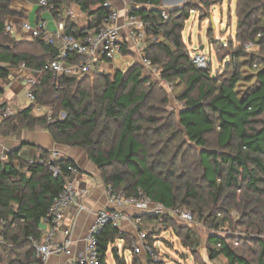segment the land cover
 Instances as JSON below:
<instances>
[{"label":"trees","instance_id":"1","mask_svg":"<svg viewBox=\"0 0 264 264\" xmlns=\"http://www.w3.org/2000/svg\"><path fill=\"white\" fill-rule=\"evenodd\" d=\"M47 1L57 10L53 18L64 17L65 33L77 39L96 33L109 12L106 0ZM133 1L137 7L131 12L143 20L147 35L163 34L164 39L149 42L144 53L161 78L184 86L178 94L182 103L178 111L168 109L163 92L151 96L153 84L143 75L142 62L117 70L114 76L62 74L57 83L63 87L56 91L53 74L44 66L57 56L58 43L50 45L38 37L17 40L5 34L7 18L15 11L11 0H0V81L23 63L40 71L33 88L35 103L0 117V137L40 127L56 144L83 150L102 183L115 192L132 196L139 188L166 207L190 210L194 223L211 229L206 243L211 259L222 256L229 264H253L230 245L246 240L255 245L257 261L264 264V241L256 237L264 235V0H236L234 40L238 44L230 41V50L225 43L214 45L215 55L222 54L218 61L228 59L221 77L210 73V62L197 67L182 40L194 7L186 4L168 10L164 19L163 0ZM71 7L85 14V27H77L66 14ZM206 15L201 14V20ZM246 43L259 47L261 55L249 52L253 48H245ZM121 53L125 54L124 48ZM60 112L64 117L59 119ZM21 147L0 153V217L5 238L0 264H36L31 239L42 235V219L62 189L67 166H76L68 157L52 160L51 151L39 147L36 159L42 162L25 161L18 157ZM52 166L62 173L54 176ZM147 220L170 223L175 219L142 215V227ZM227 224L243 226L256 235L249 239L216 232ZM196 227L175 229L184 246L199 245ZM127 238L133 236L108 224L97 236L101 264H107L109 251L115 264H125L117 247L111 246Z\"/></svg>","mask_w":264,"mask_h":264},{"label":"built area","instance_id":"2","mask_svg":"<svg viewBox=\"0 0 264 264\" xmlns=\"http://www.w3.org/2000/svg\"><path fill=\"white\" fill-rule=\"evenodd\" d=\"M14 3H21L23 0H12ZM126 10V38L122 37L121 30L124 24L119 23V11L116 10L111 3L106 0L104 6L109 8L106 19L101 23L98 30L94 34H87L77 39L72 35L66 34L64 31V18H60L56 23L54 31L50 32L47 28L46 19L38 18L34 23L27 20H21L18 24L7 21L4 26V33H12L16 31L17 26L20 29L21 37L26 39L40 38L50 45L58 43L59 52L57 56L44 66V70L52 72V80L55 84L56 91L62 89V85L58 84V77L62 74L76 76L81 78L94 73L108 71L105 68L106 63L111 62L115 55L120 54L122 48L127 42H160L164 39L160 32L157 35H147L144 22L139 16L131 11L137 7L133 0H123ZM38 6L47 12L52 13L53 6L48 4L47 0H37ZM67 15H72L71 11H67ZM161 16L168 18L167 11L161 9ZM245 48H254L251 43L244 44ZM75 56L82 57L80 61H74ZM192 62L199 68L207 65V57L204 54L190 55ZM72 59V61L70 60ZM141 62L152 73L159 74L158 69L142 53ZM20 67L28 68L23 63ZM30 69V68H28ZM32 70V69H30ZM36 74L26 75L24 78V96L30 104L35 103V95L33 88L39 82L40 71ZM167 86H171V82L163 80ZM41 107L36 105V111H40ZM15 113V110L7 102L0 97V117H9ZM64 117V113H60L59 119ZM51 159H58L60 154L58 151H51ZM39 161L38 159L29 160ZM54 176L60 175L62 169L52 166L50 168ZM77 166L68 165L67 175L64 177V184L59 194L49 208L48 214L42 219V227L47 228L39 239H31L32 246L35 250L37 259L36 264H45L50 255L62 253L69 258L65 264H101L100 253L98 247L97 236L104 230L108 224L119 228L122 221L128 222L134 235L130 250L133 254H144L146 260L157 262V256L154 249L150 246L147 233L142 229V215L147 217H170L187 225L194 223L193 215L190 210L181 207H166L161 203L152 200L144 195L138 188L136 195L127 196L123 192H115L111 185L105 186L107 197V206L99 210L88 228L86 242L84 248L79 252H72L71 245V229L63 224L66 209L74 204L77 197L85 192L84 189H78L75 186L74 179L79 175ZM82 207H80L81 209ZM132 208L135 213L130 214L125 209ZM4 220L0 217V246L5 243V238L1 232ZM56 235H61L62 240L56 242Z\"/></svg>","mask_w":264,"mask_h":264},{"label":"rangeland","instance_id":"3","mask_svg":"<svg viewBox=\"0 0 264 264\" xmlns=\"http://www.w3.org/2000/svg\"><path fill=\"white\" fill-rule=\"evenodd\" d=\"M165 1L167 0L162 1L161 9L163 8L166 11L180 8L186 4L195 8L190 12L189 17L185 22L184 29L182 31V40L190 55L204 54L207 57V61L210 62V73L221 77L224 73L223 69L225 62H227L228 59L218 61L220 60L219 57L222 54L215 55L214 45L219 47L220 43H225V47L230 50L232 48V46H229L230 41H232L233 45L238 44L234 40L236 29V0H171L175 1L171 4H168ZM205 1L209 2L210 5L206 6ZM69 11H71L72 15L70 14V17L75 21V25L77 27L82 28L87 25V17L85 14L80 12L78 7H71L69 8ZM48 14L52 20V16L50 13ZM201 14H207L206 18L201 20ZM149 42L150 40H147L145 42H137V44L134 45L133 43L132 45L126 43L123 47L125 49V54L122 53V55L130 56L131 62L128 63L120 60V55L117 54L114 57L116 69L126 71L131 64H140L142 53H144V49L147 48ZM201 46L202 49H200ZM249 52L261 55L260 48L257 46ZM241 69L243 70L244 68ZM117 70L112 69L105 72L110 74V76H114ZM92 75L93 74H91V76ZM143 75L149 79L151 84H153V92L151 96L159 95V93L163 92L169 102L168 109L178 111L182 105L180 99L178 98V94L183 90L184 86L172 83L170 87H167L163 83L164 79L161 78L159 74L150 72L146 67H143ZM90 79L86 82L89 85L92 83L93 77ZM148 87L149 86H147V88ZM27 104H29L28 101ZM0 153H3L2 150H0ZM234 219H237L235 214ZM194 224L197 225L194 230L196 231L199 239L198 246H193L192 244H190V246H184L181 238L176 235L175 229L188 226L183 222L172 220L170 223H163L155 220H147L143 223L142 229L148 234V239L153 246L158 259L157 262L146 259L141 260L138 255H132L129 247L133 242V238H127L129 240L124 242V246L126 248H123L121 244H117L120 249L119 253L120 255L123 254L125 264H229L222 256L216 259H211L209 257L206 243L208 233L211 232V229L208 228V226L201 225V223L195 222ZM169 225L172 226L171 229ZM231 225L227 224L216 230V232L221 236L231 235L236 238L248 237L249 239H252L251 237L256 235L248 234L243 226L237 224ZM256 237L264 241V235H256ZM234 242L235 241L230 242V245L234 249L239 248V251L250 262L253 264H259L257 261V248L255 245L247 242L246 240H244L243 243L240 242L238 246H236ZM106 260L107 264H115L110 251L107 253Z\"/></svg>","mask_w":264,"mask_h":264},{"label":"crops","instance_id":"4","mask_svg":"<svg viewBox=\"0 0 264 264\" xmlns=\"http://www.w3.org/2000/svg\"><path fill=\"white\" fill-rule=\"evenodd\" d=\"M111 5L119 11V23L124 24L121 33L122 37L126 38V10L124 8L123 0H108ZM15 14L9 15L7 21H12L18 24L21 20H27L34 23L38 18L46 19L48 22V30L50 32L54 31L56 28L55 23L59 20L53 18V14L42 10L38 4L37 0H23L21 3H14L11 0L10 4ZM52 16V20L49 14ZM64 18V17H63ZM17 40H31L21 37V32L16 29V31L11 33ZM132 45L133 42H127ZM135 43H133L134 45ZM137 44V43H136ZM120 55V60L131 62V58L128 55ZM115 59L111 62L106 63V70H117L115 66ZM36 74L35 71L28 68H14L10 69L9 77L7 79L1 80L0 84L3 87V93L0 97L4 102H7L13 110L18 111L29 104H27V99L24 96V78L26 75ZM25 144L21 147L22 144ZM20 148L18 157L25 161L36 159L39 155L37 147L43 148L49 151L56 150L59 152L60 156L68 157L73 160L79 169V175L74 179L75 186L78 189H84L85 192L77 197L74 204L70 205L64 214L63 224L71 229V239L72 252L76 253L81 251L86 242L88 228L91 225L95 214L107 206V197L105 193V186L98 176V171L94 164L86 157L83 150L78 147L65 146L61 144H56L49 133L40 128L36 127L34 129H20L14 135L9 138L3 139L0 137V150L6 152L13 150L15 148ZM80 207H82L80 209ZM128 213L134 214L135 211L132 208L125 209ZM46 226L43 225L42 230L45 232ZM119 229L122 232L128 233L131 236L134 235L131 228L126 221L120 223ZM56 242L62 240L61 235H56ZM117 244H121L123 248L124 240H117L114 247ZM115 246V247H116ZM117 249L120 252L119 247ZM131 251V250H130ZM122 253V252H121ZM132 253V251H131ZM123 256V254H121ZM141 260L146 259L144 254L138 255ZM68 256L62 253H55L50 255L45 264H65L68 260Z\"/></svg>","mask_w":264,"mask_h":264},{"label":"water","instance_id":"5","mask_svg":"<svg viewBox=\"0 0 264 264\" xmlns=\"http://www.w3.org/2000/svg\"><path fill=\"white\" fill-rule=\"evenodd\" d=\"M165 2L168 3V4H171V3H174L175 1L167 0ZM200 49H202V46L200 47Z\"/></svg>","mask_w":264,"mask_h":264}]
</instances>
